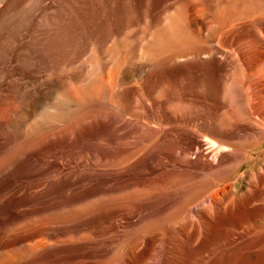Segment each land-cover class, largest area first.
<instances>
[{"label": "bare ground", "instance_id": "bare-ground-1", "mask_svg": "<svg viewBox=\"0 0 264 264\" xmlns=\"http://www.w3.org/2000/svg\"><path fill=\"white\" fill-rule=\"evenodd\" d=\"M127 1L0 0V139L44 137L57 122L70 137L101 119L126 137L145 134L165 162L166 185L227 175L215 184L220 196L173 225L166 214L192 189L159 190L165 206L149 214L142 203L135 220L127 206L123 230L156 229L113 264H177L182 248L214 238L222 221L229 229L213 245L264 249V151L250 153L264 142V0H139L136 32ZM141 111L145 121L134 118Z\"/></svg>", "mask_w": 264, "mask_h": 264}, {"label": "rangeland", "instance_id": "rangeland-1", "mask_svg": "<svg viewBox=\"0 0 264 264\" xmlns=\"http://www.w3.org/2000/svg\"><path fill=\"white\" fill-rule=\"evenodd\" d=\"M139 3V0L127 1L129 10H135L130 11L134 18L131 21L133 32L141 29V24L136 21ZM113 9H116L115 6ZM134 118L145 121L142 111L134 113ZM161 124V120L156 122L158 126ZM63 127L65 124L59 122L45 126L43 131H48L47 136L40 138L37 134L11 141L8 138L0 139V264H113L128 253L135 237L144 232H153V227L150 229L147 225L149 223L142 224L141 229L136 226L134 229L137 232L123 230L125 218L129 217L127 206H133L135 220L142 203L149 214L165 206L168 200L160 196L164 188H173L175 192L192 189L191 194L186 195L187 200L185 196L177 205L180 207L177 210V206L174 208L176 211L166 214L169 216H165L169 222L166 221L167 225H173L184 218L187 211L199 209L206 197L210 198L216 192L220 196L221 189L216 185L227 175L222 178L193 173L187 183L182 184L186 186L166 185L165 162L151 151L154 144L145 140V134L126 137L118 126L101 119L88 120L70 137L62 132ZM127 143V147H134L121 154V163L116 165L114 157ZM262 151L264 142L261 147L251 149L250 153L257 156ZM153 195L158 197L145 202ZM200 200L203 203L198 205ZM165 220L163 217L158 224L163 226ZM218 225L216 230L222 228L213 235L214 238L205 240L206 235L201 238L202 241L198 239L192 243V247L188 245L182 248L178 257L180 260L176 263L264 262L261 258L264 253L259 254L264 249H248L240 254L213 245L229 229L225 221ZM116 231L119 233L114 234ZM119 234L129 237L116 240L114 236ZM160 238L156 236L157 245ZM212 246L216 247V255L208 260L209 254L206 252L211 251ZM226 254H232L228 256L231 261H228ZM202 256L206 262H200Z\"/></svg>", "mask_w": 264, "mask_h": 264}]
</instances>
